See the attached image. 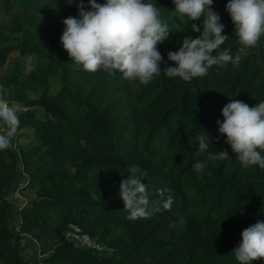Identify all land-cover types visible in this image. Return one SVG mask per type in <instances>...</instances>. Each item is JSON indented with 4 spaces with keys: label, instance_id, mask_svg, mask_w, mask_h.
Listing matches in <instances>:
<instances>
[{
    "label": "trees",
    "instance_id": "obj_1",
    "mask_svg": "<svg viewBox=\"0 0 264 264\" xmlns=\"http://www.w3.org/2000/svg\"><path fill=\"white\" fill-rule=\"evenodd\" d=\"M145 2L172 30L157 46L163 71L175 66L168 51L178 50L186 35L197 37L190 25L203 18L187 20L172 0ZM226 3L213 0L211 6L229 36L213 54L228 50L235 57L242 46ZM84 6L90 10L88 0ZM4 13L9 22L0 29V97L27 108L16 112L18 129H33V140L0 150V264H30L19 252L21 235L35 240L45 264H239L233 249L242 230L264 221V169L242 167L216 121L223 122L221 109L231 100L249 106L264 101V35L238 65H214L191 82L161 72L143 85L118 71L87 72L69 59L60 36L62 21L78 17L75 2L5 0ZM12 52L18 57L2 70ZM26 55L32 61L25 73ZM201 132L208 152L227 150L228 159L198 153ZM197 161L205 164L200 173L192 167ZM132 166L148 173L142 182L150 201L172 197L170 210L127 219L119 184ZM20 176L34 197L15 208V227L8 194ZM161 188L167 189L163 198ZM69 223L111 254L74 247L64 236Z\"/></svg>",
    "mask_w": 264,
    "mask_h": 264
},
{
    "label": "clouds",
    "instance_id": "obj_2",
    "mask_svg": "<svg viewBox=\"0 0 264 264\" xmlns=\"http://www.w3.org/2000/svg\"><path fill=\"white\" fill-rule=\"evenodd\" d=\"M68 4L76 3L78 17L69 16L62 23L65 28L60 36L63 49L77 67L94 73L101 69L114 75L116 71L129 81H138L147 85L154 76L161 72L167 77H180L186 82L193 78L204 77L210 67L226 65L231 62L238 65L245 49L257 45L264 35V0H227L225 10L234 25L233 32L242 46L233 57L228 50L213 53L228 40L222 34L224 25L220 15L212 10L213 0H172L175 12L187 20L196 21L203 18L201 25L192 23V32L200 33L192 38L184 36L178 50H169L167 59L175 66H167L161 71L163 56L158 44L163 43L172 31L160 18L159 10L153 3L145 0H106L97 3L88 0L90 10H85L84 0H66ZM223 122L217 120L218 132L224 135L226 143L242 167L259 166L264 169V101L249 106L241 100H231L221 109ZM0 150L12 146V138L19 127L16 109L0 97ZM197 152H208V137L201 132L198 136ZM227 150L218 154L208 152V160L228 159ZM192 167L198 173L205 168L203 162H195ZM132 173L119 184V196L123 209L128 212L127 219H149L161 207L170 210L172 197L150 201L148 185L142 182L147 177L138 166L129 168ZM167 189H159L157 195L165 196ZM151 205V207H150ZM241 240L233 249L239 264H251L257 259H264V221L244 228Z\"/></svg>",
    "mask_w": 264,
    "mask_h": 264
},
{
    "label": "rangeland",
    "instance_id": "obj_3",
    "mask_svg": "<svg viewBox=\"0 0 264 264\" xmlns=\"http://www.w3.org/2000/svg\"><path fill=\"white\" fill-rule=\"evenodd\" d=\"M4 5L5 0H0V29L3 28L5 24L9 22V18L4 13ZM201 20V19H200ZM197 25H201V22H196ZM202 30V25H201ZM17 52H12L8 55V57L5 60L4 65L2 66V70L9 67L13 60H15L18 57ZM25 63L22 65L23 72H29L31 67V56L26 55L25 56ZM12 107L16 109V112L19 109H27L26 107H22L21 104L17 102L12 103ZM32 110H36V113L38 116H43V110L39 107H32ZM33 140V129L26 127L21 128L20 130L17 129V132L15 136L12 138V142L14 144L19 143H28ZM26 182V179L23 177H19L18 184L13 185L10 193L8 194L9 199L13 202L14 205V219L12 220V226L17 227L18 224V216L17 211L15 212V208L20 209L22 206V203H25V205L30 201L31 198H33V190L29 187H26L24 183ZM23 186V187H22ZM22 187V188H21ZM16 192L21 196V198L17 197L15 194ZM19 252L22 255V257L29 262L30 264H45L42 261L43 256L39 253V248L35 240L30 235H21L19 239Z\"/></svg>",
    "mask_w": 264,
    "mask_h": 264
},
{
    "label": "built area",
    "instance_id": "obj_4",
    "mask_svg": "<svg viewBox=\"0 0 264 264\" xmlns=\"http://www.w3.org/2000/svg\"><path fill=\"white\" fill-rule=\"evenodd\" d=\"M4 131H5L4 127L0 126V133L4 134ZM24 185H26V182L24 183ZM15 195L17 197L21 198V196L17 192ZM21 206L24 207L25 203H22ZM64 236H65V239L67 241L71 242L74 247L91 249V250H94L98 253H102L104 251H107L108 253L111 254V252H112V249L105 248L104 244H102L100 241L92 238L88 233L84 232L80 228V226L76 223H69L68 224V226L65 230Z\"/></svg>",
    "mask_w": 264,
    "mask_h": 264
}]
</instances>
